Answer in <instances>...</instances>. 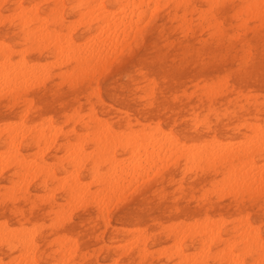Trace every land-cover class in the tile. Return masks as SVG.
Here are the masks:
<instances>
[{
    "label": "rangeland",
    "instance_id": "rangeland-1",
    "mask_svg": "<svg viewBox=\"0 0 264 264\" xmlns=\"http://www.w3.org/2000/svg\"><path fill=\"white\" fill-rule=\"evenodd\" d=\"M0 1H1L0 2L1 3L0 4V17H2V19H0V44L1 42H3L2 44L4 45V46H1L0 48L1 53H3V54H0V63L2 62L1 61L2 59H5V57L3 56H5L10 51V53H8L9 55L6 56V58L8 57L7 60L5 61L3 60L4 63L6 62L5 67H8V65L9 67H11L13 63L15 64V61L17 58L22 59V60H19L18 62L16 61L17 65H13L15 67L13 68L8 67L9 71L11 70L10 71L11 75L13 76L14 74L16 75L17 73L16 81H20L18 80V78H20L18 75H21L22 72L24 73L26 71V76H21L22 79L26 77V81H20L22 83L24 82L26 83L24 84V86H22V83L20 84L21 87H19L20 85H14L17 87H12L9 84H5L3 86L4 89L6 88L5 87L6 85L11 86L8 88L10 89L13 88V89L11 91H8L9 89L5 90V91H8L9 93L8 92L5 93V91L4 92L0 91V127H2L3 124L4 125L7 124L6 122H8L10 129H13V130L15 129L16 132H18L17 137L22 133H26V134H23L24 136L20 135L21 138L15 137L14 142H16L15 144L18 143L16 145L18 147L15 148V146L13 147L14 144L11 147L10 143H9L10 146L8 145V143H6L9 141L8 139H6L8 141L5 140L6 136L4 133L7 130H9V127L7 125H5L6 128L8 127L7 129L5 128V126L2 127L5 129V131L2 132V130H0V144H1L0 151H2V149H4V151L0 152V156H2L1 153H4L5 155H7V152L9 153L11 149H7L9 151H6V146L8 145L9 148H13V149L15 148V150L19 152V153L17 152L13 153L14 152L13 150V152L12 151L11 152L14 155L10 154L14 156V158H15V155L16 157H19L17 158L18 161L20 158H22V162H25L26 164L27 161L25 159H31L32 161L35 160L39 164L41 163V166L44 165L41 167L38 164L39 167H37V169H39V171H42V172H39V174L37 172L35 173V171H38L37 169L33 170L31 168V167L35 168L34 165L35 166L37 165L35 161L32 162L28 160L29 162L27 163H33L34 165L30 164L31 166L30 170L24 168V170L27 171V173L24 172L23 169H21L22 167L18 166V161L14 160V158L12 161H16L17 163L13 162V163H10L9 165L8 163L12 161L10 160L11 159L10 157H7L6 160L8 162H6L5 164H7L8 167H5L4 163H3L4 165L2 163H1L2 165H0V167L1 166L4 167V169L0 171V224H1L0 228L2 227V232H3L2 234L0 233V236L3 235L2 237H0L2 240V241L0 240V260L2 261L1 262L2 264L5 260L6 261L4 264H7L8 262H9L8 264H13V263L21 264V262H23L22 259L27 260L29 258L30 259L33 258L34 259L33 261L36 262V264L52 263L51 261L55 262V264H98V263L106 264V263L113 261V259L114 261L111 264L113 263L114 264H118V263L119 264H132V263L133 264H152V263L153 264H171V263L178 264L176 262L178 261L176 253H173L175 252L177 247L176 245L171 244V242H173L174 240L172 228L176 226L177 223L183 226V224L185 223H183L182 221L186 222V224H188V222H190L191 224L192 222H194V220L195 222H201L202 221L201 219H203L202 222H204L205 220L207 221V219L210 221L213 220V219H210L212 217L213 218L218 217L221 220L215 218V221L217 219L220 222H222V223L219 222L221 226L218 230L221 231L222 237L228 238L232 236L233 232L231 229L233 225L236 224L239 220V219L233 220V218H239L242 214H244L243 215L244 217L247 216L252 224H255V226L259 227V232L261 236L264 238V196L257 197V196L252 195L248 191L247 192L244 191L242 193H239L238 195H234L235 193L229 194L230 193L229 190H232L231 192L233 191L235 192V188L231 187L229 190H226L231 185H229L228 187H227L228 185L227 183H225L226 185H224V180L227 179V177L225 176L228 175L227 173L228 168L226 164H223L222 162L220 163L213 162L212 159L208 161L196 160L195 163L193 162L191 164L189 162L186 163L183 159L176 160L175 158L176 156L174 154H171L169 155L171 156L170 158H173L175 156L174 157L175 159L174 158L169 159L167 158V156H165L166 159L162 161L160 160V162L165 161L166 163L169 162V161L167 162V160H170L168 165H166V163L165 164L161 163L165 167L162 168L161 167L162 165H161L158 169H155V167L159 166V163H157L159 162V160L156 159L157 157H155L154 159L156 160L157 165L154 164L155 163L154 162L153 166H151V168L154 170H152L151 168L148 169V166L151 164L150 162L151 159L150 161L149 159H147L146 161L144 160L145 157H143V155L146 156V154L144 151H142V149L137 148V151L140 153V155L144 159L140 157V155H138L139 153L136 151L134 153H137V155L133 154L132 151L130 153V150H132V147H133V151H134V148H136L135 146H133L134 145L133 143L131 144L129 143V141L131 140L130 138L131 136L121 135V134H125L126 132H127L126 134L130 135L129 131H131V128H132V131L138 130L136 132H133V133H137L138 134V135L136 134L137 136H141L140 132H144V131L145 132L143 134L145 135V137L150 136L148 134H151V132L154 135V137L156 136L157 138H159V136H163L164 134L166 136V133H167L169 139L171 137V139H175L177 143L180 142L178 143V146L183 145V143L186 146L188 145V147L189 145L192 146L194 150H191V147H190L191 151H195L196 148L200 149L201 147H204L205 145L208 146V147L205 146L206 148H209V146H212L211 142L215 143L217 139L218 140L216 143H218L219 141L223 143L224 140H226L225 144H227V146L231 144H237V146L239 145L240 147L241 144L243 143V146L240 147V149L239 147L236 146L238 150H242V148L244 147V144L245 145L247 144L246 141H249L246 148L251 147V150L255 152L256 157H253V162L254 164L258 163V165H255V166H260L259 164L262 161H263L262 163H264V147H260L257 149L258 146L256 147L255 145L256 142L252 140L254 136L255 137L253 139L255 140L256 138L257 139L259 138L258 140H260V138L264 140V137H263L264 134H261L262 132H264V125H263L264 124V20H262V18H255L253 13H249V10L251 11L252 9L251 7H249L250 5H247V7H249L248 12L246 10L247 7H245V5H242L252 0H227L224 5H213V6L212 5L208 6L206 2H204L203 0H191L190 5H176V4L174 5V2L178 0H166V1L164 0L162 2L163 4L161 3L162 5L161 4L157 5L159 6V8L156 7L154 11L153 9H151L153 5H150L151 7L147 5V7L150 8L151 13H149L150 10L147 7H145V9L143 8V6H146V5H141V9L144 12H142V10L140 9L139 7L140 5L138 6L134 5L135 7H132L130 5L133 8L132 10H135V14H136L133 16V19L136 18L138 12H141L139 13L141 16H142V13H144L145 15V12L146 14H149V15H145L147 16V18H145V16H143V18H141L140 16H137L138 21L136 18L137 23H135L134 26L131 28L133 30L125 29L127 30L126 31L127 33L131 34V35L128 34L129 37L132 36L129 39V42L126 41V39L128 40V38H126L125 35H123V34L127 35L125 31L124 33L120 34V35H123L122 36L123 39L125 38L124 40L120 39V41L117 42L119 44H116L117 46H120L121 49H117V46L115 45V48L117 49L116 51L114 46L111 45L113 46L112 50L115 49L114 51H116V52H113L111 51V46H107L106 51H110V52H107V56L109 57L112 56L113 58L106 57V60L103 63H99V64L95 63L97 58H94L93 60L89 61L87 64H84L86 67L84 68L86 70L83 68V65L81 66L83 71L77 68L78 65L67 61V57L69 56L68 55L69 53H65V52H68V51H65V52L63 51L67 55H65L64 53H60V57L58 56L59 54L58 55L56 54L57 56L55 57V53H59V51H56L57 48L54 47L53 43L49 45L46 43L48 42L47 40L42 41L43 38H46V37H43L40 33H38V31L42 30L46 32L45 28H47L49 31L55 30L54 32L58 30L60 34H62L61 32H65V33L70 32L69 35L64 34L68 37L64 36L63 34H62L63 36L61 35L62 36L61 37L58 32L56 33H58L57 36L61 39V41L63 40L62 38L64 37H66V39L71 37L72 41L75 42L74 43L75 49H77L76 45H78V48H83L84 45L88 43L87 41L85 42V40H88V39H84V38H88V34H89V37L91 38L93 37L95 38L96 36H98L100 29L97 33L96 29L98 28L97 26H99L97 24H102L101 22L94 20V18L92 19L91 15H89L90 20L89 19L86 20L88 22L84 21V19H86L85 16H87L88 18V14L86 13L88 10H86L85 7H91L90 5L82 4L84 1L79 3V0H61L62 7H59V8L58 6L60 4L58 5V3L55 0H40V1L39 0H0ZM196 1L197 2L199 1V2L197 3ZM78 4L80 5L77 6ZM104 4H105V9L107 10L109 9L111 10V12L113 10H118L117 9L118 6L119 7L122 6V5H115L113 0H104ZM55 5H57V8L55 7ZM19 6L21 7L24 6L23 8L27 6L34 8V9L31 8V10L28 9L29 11L28 14H31L29 15L30 18H32L31 16L34 15V13L36 15L33 16V18L34 17L36 18V16H41L39 17L38 22L31 21V25L29 26V28L33 32V33L31 32V34L25 33V31H27V28L21 27L20 25L19 16L16 15V13L20 11ZM92 6L96 7L97 5H92ZM130 6H127V7L131 8ZM53 7L56 8L54 9V11H53ZM127 7L125 8V10L116 11V13L120 16L121 14L123 15L125 11L126 12L128 11L127 14H129L130 12L129 15H131L132 11H129ZM204 7L207 11H205ZM208 7L210 8L207 9ZM136 8L139 10H137ZM88 9L92 10L94 8H88ZM96 9L97 7L94 9L95 12L93 10L92 11H93V14L97 16V14L102 12V10L96 13L98 10ZM121 9H123V7ZM33 10L35 11L34 13L32 12ZM10 11H12L14 14L10 13ZM30 11L33 14L30 13ZM119 11H121V13H118ZM81 12H83L84 15ZM58 13H61V14L58 15ZM246 13L253 14V16L246 15ZM5 14L6 15L9 14L7 15L8 18L5 17ZM79 14H81L82 17ZM179 14H182V15H179ZM10 15L13 17H10ZM78 16H80V18L78 19V23H77L76 22L77 20L74 21V19L78 18ZM53 17H56V18H53ZM60 17H61V21L60 20L58 21ZM139 18H141L140 19L141 21H139ZM249 18L250 20H248ZM42 19L46 23L45 22L41 23L42 25L45 24L44 26L40 25V27L42 28L41 29L38 26L40 24L39 22H42ZM45 19L49 22H47ZM72 20H73V23H72ZM81 20H83V22L85 23H79ZM142 20L144 21L146 20V21L144 22ZM214 20L216 21V24ZM140 23L142 24L141 28L139 26L135 27L136 25H141ZM204 24L206 25L209 24V25L206 26ZM71 25H74V27H72ZM51 27H53L54 29H52ZM68 27L72 28L71 31H69L70 29H68ZM37 28H40V29H37ZM144 31H146L147 33H145ZM150 32H152L153 34H151ZM236 32H239V33L236 34ZM24 34L25 35L27 34V35L23 37ZM39 34L41 37L39 36ZM95 34H98V35L95 36ZM81 40L84 41V43ZM64 41L65 40H63L62 42ZM91 41L89 42L91 43ZM81 42L83 43V47H80ZM125 42H128V43L125 44ZM42 43H46L47 45L46 46L45 44L42 45ZM5 44L9 46H6ZM5 46L10 47L11 49L9 48L7 49L5 48ZM36 46L39 48H37ZM66 49L67 48L63 50H66ZM118 50H120L119 53H118ZM111 53H114V54L116 53V54L115 56H113L114 54L110 55ZM20 56L22 58H20ZM64 57H65V60H60V58L64 59ZM134 57L137 59H135ZM50 59H52L50 62L53 64L47 61ZM23 60H24V63L26 62L30 63L34 61L35 62L32 68L29 67L30 68L29 69L27 66H25L26 64L23 63ZM56 60H59L60 62L57 63ZM10 61L11 62L14 61V62L11 63ZM39 61H40V64L38 65ZM92 61L94 62V64ZM8 62L11 64H8ZM35 63L37 64L38 68H36L37 66H34L36 65ZM54 64L56 65L53 66ZM18 65H20L21 67H24V69H22L21 67L19 68ZM30 65L32 64H28V66ZM44 65L46 68H44ZM87 65H90V66H87ZM8 68H5V69H8ZM25 68L28 70H31L33 68L35 70L36 68V70H38V71L35 70L34 75H36L37 73L38 74L36 75L37 77L34 78L36 80L34 81L33 79L34 82L28 79V78H33V77L30 76V71H28L29 74L27 73V70H25ZM41 68H42V71L43 69L44 70L46 69V71H44L46 72L45 74H42L44 72L39 71L41 70ZM12 69H14L13 72H12ZM19 69L23 71L21 72ZM88 69H91V70H88ZM206 69L207 71H205ZM65 71H69L70 74ZM78 71H82L83 73L78 72ZM109 71L111 73H109ZM18 72H21V73L18 74ZM73 73L76 74L74 77H73ZM65 74L68 78L65 76ZM11 75L9 76L11 77ZM28 75L29 77H27ZM38 75H40L39 78H41L42 75H45V76H43L42 80H39V81H42L41 84L38 83L39 85L37 84L34 85L33 83H35L36 81L38 82ZM108 77H111V78H108ZM69 78L70 80H68ZM27 79L31 81L30 84L32 85L27 84L29 83ZM60 79L63 81H61ZM2 84L3 83H1V79H0V85ZM0 87H1L0 88L1 90L2 86ZM208 88L209 90L212 89L213 91L207 90ZM246 95L248 97H246ZM107 96L111 98L112 100L109 99ZM29 103L31 104L29 107H27ZM24 108H27V109L24 110ZM22 111H26V113ZM72 113L74 114L77 113L79 117L81 116L82 117L79 119H76L74 117L73 119L74 114ZM80 114L82 115L80 116ZM21 115H23V117ZM89 115H92V117L94 115L95 116L97 115V117L101 121H104L105 119V121L109 125H106L107 124L106 122H105L106 124L104 125V122H103L102 125L104 126L102 127L108 126L104 130L108 129L111 126L110 128L112 129L109 128L110 131L114 130L115 132V131H118L119 129L124 131V132H121L119 130L118 132L119 133L121 132V134L117 135L115 133L117 136L113 134L116 136L115 138L120 136L118 137L120 138V140H114L119 145L115 146V142H113L114 148L111 147L108 150V145H106V143L102 144V142H107V139H105V141H101L102 140L101 139L100 141L97 142V140H95L96 139L95 136L99 138L100 137L99 135L102 134L101 131L103 130V128H100L99 130H97L96 128L97 130L96 131L91 121L89 123H90V126H93V127L90 128L89 132L88 130L85 132L86 129L83 126V123H84L83 121ZM48 116L51 118H49ZM195 116L196 118L194 120ZM63 119H66L65 122ZM15 120H17V122L18 120L21 122L17 123ZM46 120H49V123L48 121L47 123L50 125L55 124L56 126H61V127H58L61 130L59 129L60 131L56 133L55 131L49 130L50 129L49 127H51L52 125L50 126L46 124L45 123ZM14 121L16 125L17 124L19 125V123L21 124L25 123V125L23 124L24 129H22L21 124L20 126H18V127H21V129L16 128L17 127L16 125L12 127V125H14ZM241 122H243V125L241 124ZM256 122H258V125L260 126L258 129H256L258 126L256 127L253 125ZM32 123H35V124H32ZM29 124H32V125H29ZM249 124L250 126L251 125L252 126L251 127L246 126ZM26 125H27V129H25ZM39 125H41V127H37ZM43 125L47 127L49 126V127L48 128L43 127ZM55 125L53 126L55 127L56 131H58L57 130L58 128H56ZM153 125H154V128H153ZM176 125H179V126H176ZM30 126H36L38 129L41 128L44 130V133L47 130H49V132L52 131V134L45 133L41 137L37 131V128L33 129V127H30ZM155 126L156 127L158 126L157 129ZM180 126L181 128H179ZM52 127L51 129H53ZM246 127H248L249 129ZM252 127H256L254 128L255 130ZM19 129L21 133H19L20 132ZM92 130L94 132L96 131L99 133L95 132L96 135H94L92 134L93 132ZM165 130H168V131H165ZM36 131L37 133L35 134ZM80 131L81 133H88V134H84L83 136L84 138L82 139L81 137L82 134L79 133ZM162 131H165V133ZM76 132L78 134L77 136H75ZM254 132H257L260 135ZM53 133L55 134V136L52 137L54 139L49 140L51 138V135H54ZM107 133L104 132V137L106 138L108 137ZM145 133H148V134L146 135ZM250 133L251 134L254 133V134L251 135ZM46 134H49L48 136H50V138H47L48 136ZM37 135H38V138L36 137ZM113 135H111L112 138H113ZM134 136L135 135H132V137ZM143 136H141V138H143ZM44 137H46L45 140H44ZM93 137L94 139H91ZM102 137L103 136H101L100 138ZM248 137H250V139ZM124 138H125V142L123 141ZM134 138H132L133 142L135 141ZM16 139H18V142ZM78 139H80L79 141H81L82 143H80ZM127 139L129 140L128 142H127ZM46 140L47 141L49 140L48 141L49 143L46 142ZM94 140L96 141V143ZM132 140L130 142H132ZM258 140H256L258 144L263 145V141L259 142ZM63 141L65 142L69 141V143L68 142L65 143ZM119 141L121 143H119ZM203 141L206 144L202 146ZM50 142H52L51 146H50L51 144ZM71 142L72 143L78 142L76 144H80L81 147L83 148H81L80 145H76V144H73L74 145L73 147L71 146L72 144H70ZM191 142L195 143L194 146H196L198 143L201 144V146L197 145L198 147L197 146L194 147L192 145L194 143L191 144ZM208 142L211 145L207 144ZM250 142H254L255 144H253V146H250L252 145L250 144ZM43 143L44 144L47 143V145H44ZM108 143L112 146L111 144L112 142H108ZM126 143H128V145H126ZM95 144L99 145L100 151L103 148H104L103 150H106V151L105 152L102 151L100 153L99 151L97 152L98 147L96 148ZM101 144L102 146L104 145L103 148L100 146ZM40 146H42V148H40ZM44 146H47L46 149H44L45 148ZM68 146L72 147V149H75L76 146L80 147V149L76 148L78 149L77 151L75 149V153H77L80 157H83L81 158L82 162H79L80 164L78 163L79 165H76L77 162H74V161H77L75 158L77 159H80V158L78 157V155H76L75 157L74 151H72L71 148ZM231 146L229 147L231 148L235 147L234 145H231ZM106 147L107 149H105ZM236 147L234 149H236ZM92 148L95 149L94 152L92 151L93 150ZM41 149H44V150H42L41 152ZM67 149H69L73 153L74 156H71L70 154L72 153H69L70 151ZM89 149H91L90 151H92V153L87 151ZM33 150H36L39 153ZM84 150L87 151V153L84 152ZM66 151L68 153V156L70 155L69 157H71L72 159L74 158L73 159L74 161L71 158L70 159L67 158ZM78 151H81V152H78ZM170 151L173 152V149H170ZM61 153L64 157L63 156L60 157L58 155V154L61 155ZM79 153H82L85 156H81V154ZM4 154H3V157L5 156ZM33 154L34 155L36 154V155L33 157ZM103 154L107 158H109L108 155L111 154L110 155L112 156L111 158L115 160L118 159L119 157L121 158V160H123L124 156H126L125 157L126 161L125 160L123 161L124 163L127 162V159H129L130 162H132L133 161L132 157H134L135 155V157L136 156L139 157V158L137 157L136 158L137 160H140L139 162L144 167L137 166L136 164H138L139 162L138 161L136 162V159H134L133 163L134 162L135 163L133 165H135L136 167H139V169H136L135 166H132V163L127 162V164H124V165H127V167H129V165L131 164L130 168L133 167L134 169L129 168L130 169L129 173H131V171L134 170L135 171L134 175H136L139 171H141L142 168L148 169V172H146L147 175H144V172L142 174L141 173L137 174L136 178L140 176L138 179L139 180L141 179V180L137 181L138 179L137 180L135 179L136 181L133 180L134 182L132 181L130 183L128 182L129 177H127L128 175L129 176L131 175L129 173L128 174L124 173V175L126 176L125 177L123 174L118 175V173L115 174L113 172H110V176H112L110 177L108 174L109 172H107V171H110L108 170V167L110 166L111 168V165L113 166V164H116L115 163L116 161L111 160L112 164L108 165V163H110L111 158L107 159L105 158V156L103 158L102 157ZM127 154L128 155L130 154L129 157L131 158L127 157L128 156ZM172 155L174 156L172 157ZM86 156H88V158H86ZM100 156L102 157L103 160H105V162L102 163L101 158H99ZM59 158L61 161L59 160ZM159 158L162 159L163 157L159 156ZM4 159L5 158H3L2 160ZM142 160H144V162L147 164L144 165V163L141 162ZM244 160H247V159H242V161L240 160V162L238 161L236 164L240 165L243 162L242 165H244ZM72 161L75 164H73ZM98 162H101V163H98ZM117 162L123 164V162H120V161H117ZM45 165H47V167ZM73 165H76V167L79 168V170L74 168ZM145 166H147V168ZM189 166L192 169L189 170L190 169L189 168L188 171H186V169ZM261 166H264V165L262 164ZM40 167H41V170H40ZM44 167H46L47 168L46 171L50 173L47 175V177L46 175H44L47 172L46 173L43 172V169H46ZM72 169L77 170L76 174H72L74 173V170ZM28 170L30 172L33 170L32 171L33 173L29 174V175L34 174L32 175L33 177L30 176L31 177L30 178L27 175L29 173ZM68 170H70L71 173ZM93 170L98 171L99 174ZM137 170L138 172H136ZM149 170L153 172V175H151L152 172ZM177 170L179 171L177 172ZM102 171L106 172L108 175ZM134 171H132V173H134ZM143 171L145 170L143 169ZM21 172L22 174L25 173L27 175V177L25 176L26 178L25 180L24 178H21L22 180H24V182L23 181L18 182L19 180H21V179H18V177L20 175L21 176L25 175V174L22 175ZM91 172L94 173V175L98 174L100 176V177L95 176L97 179L103 178L106 176L105 180L108 177H110L111 180H114L116 176H120V178L117 177V180L121 179L120 181L119 180L117 181L118 184L114 183L116 182V180L111 182V180L109 179L110 181H108L109 186L111 184H116L120 186H117V188L112 187V186L108 187V185H104V182L106 181L103 179H98L99 182H97L93 178L94 176H91L93 175ZM14 173L16 175H12ZM69 173L71 174V176L69 177L64 176L65 174L70 175ZM101 173L105 175L104 176L100 175ZM59 175H61L62 177L64 176L65 178L64 181L66 182H70L71 180H73L72 183H74V180H76V178H72V177H77V180L79 184L81 185L80 189H82V186L83 184H85L84 182H86V180L89 181L91 180L90 178H93L90 182L86 183L88 184V188H84L85 191L83 194H81L83 196L77 200V202L80 201L78 205H76L77 202H75V200L77 199V197H75L76 194L73 195V199L75 200H73L72 197L70 198V195L72 193H70L71 191L69 187L65 186V185H71L72 183L66 184V183H62L61 181H58L61 183H58V184L56 183L57 178H54V177L56 176L59 177ZM141 175L142 176L144 175L146 177L143 176V179H142ZM61 176L59 177L60 179L58 180L63 179ZM132 176H130L131 179H134L132 178ZM122 177H125V180H123ZM28 178H30L31 180H29ZM14 180H16L15 181L16 184L12 182ZM100 180L103 182H100ZM25 181H27L26 184H25ZM121 181L125 187L124 189L120 188L123 186L122 184H120ZM17 182L23 183V185L22 186L20 185V186L21 187L24 186L25 189L21 188ZM127 182L129 185L125 184ZM160 183L162 185H160ZM9 184L13 185L12 186L13 188H11V186H8ZM17 184H18V187L21 189L15 186ZM61 184L62 186L60 187ZM54 185H58V187ZM103 185L106 189H109L112 187L111 188L112 191L115 190V188H116V191H118L117 189H122V190L118 191V194L115 193L116 191L113 192L114 194L112 193V191H109V190H108L109 193L108 191L104 192L105 188L103 187ZM25 186H27V188ZM86 186L87 185L83 187H86ZM54 188L56 189L54 192H52ZM126 188H128V191L130 190V192L125 194V191L127 192V190H125ZM16 189H19V190L17 191ZM92 190L93 191L95 190V191L92 192ZM98 190H101V191H98ZM80 191H77L79 193L77 192L76 193L80 194ZM224 191L225 193L227 192L229 195H226L227 193L225 194ZM51 192L53 193L52 195H51ZM99 192L102 194H100ZM221 192H223L224 194H221ZM35 193L45 194V195L47 193V195L49 196L47 195L38 196L37 195L36 197ZM92 193L94 195V197L92 198L93 200L89 198L93 196ZM8 194H11V195L7 196ZM106 194L108 195V199H107ZM119 194H124V195H122V198H121ZM98 195H100V197ZM114 195H115V198L117 199H114ZM4 197H8V198H4ZM14 197L16 198V201L15 200L13 201ZM40 197L43 199H41ZM78 197H80V195ZM87 197H88V201H86L85 203L84 201L87 199ZM97 197L101 199H107V201H105V203L108 202L107 205L104 202H101V199L99 200ZM66 198H69V199H66ZM82 198L84 201H81ZM71 200L74 201L75 205L70 204ZM95 200H97L96 202L99 201L101 203L102 209H105L106 212L102 211L100 204H98L99 205L98 206L97 203H95ZM65 201L69 202L68 206H67L68 203L63 204V202ZM112 202L114 203L112 204ZM69 206L71 207L72 210L70 208H67ZM124 206H128V207H124ZM119 207H121L122 210L120 211L117 210V209H120ZM63 209H67L68 212L71 211L69 213L70 216L66 214L68 212H66V210L64 211ZM58 210L60 211L57 212ZM61 214L64 215L65 217L62 216ZM61 216L62 218H60ZM235 216H238V217H235ZM54 217L56 218V220L54 219ZM225 219L226 220L228 219V220L225 221ZM50 221L52 222L49 223ZM171 221L174 226L170 223ZM223 221H225V223ZM54 222H56L57 225ZM3 223H5L6 225ZM22 225L24 227H21V230L19 228H17V231L15 230L16 227H19ZM167 225L168 226L172 225L173 227L172 226L168 227ZM32 226H33V229L35 230L30 229L32 228ZM5 228H8V230L12 228L11 232L13 230V233L14 231L16 233L13 234L10 231H8L9 233L7 232L4 233ZM25 228H27V230ZM36 229L37 230L39 229V230L36 231ZM138 229H141L139 230L140 233L137 232ZM25 231L29 233L31 232L35 235L31 237L32 234L30 233V235L29 234H28L29 236L26 235V238H25L24 234H27ZM145 233L147 236L145 235ZM9 234H12V235H9ZM132 234L134 235L136 234L135 236L137 238L134 237V239L137 241H134V239L132 238L133 236ZM141 234H143L144 237H142ZM6 235H8L9 237ZM22 235H24V237ZM4 236H6V239L8 238L9 239L6 240ZM11 236H13L14 238L13 237L10 238ZM15 236L20 237V238H17ZM21 237H23L24 239L22 238V240L18 242V240L21 239ZM28 237H29L28 242H30L31 240L30 238H32L31 243L33 245L31 243L22 242V241L27 242L26 240L28 239ZM55 237L58 239H55ZM64 237H69V238H66V240L63 239V241L61 240L62 242H60V238H64ZM70 238H73L74 242L71 241L72 239ZM145 238L146 240H144ZM50 239L51 241H49ZM130 240H131V243H130ZM126 241H128V243H126ZM133 241L135 243H133ZM141 241L143 242L141 243ZM68 242H70L71 245L73 244L74 245L69 246L68 244L70 243ZM195 242H198L196 238H187L184 241V243H182V247L184 248L185 253L193 252V248L197 246L198 244ZM12 244H15V246H13ZM30 244L31 246L29 247ZM114 244L117 246H115ZM173 244H175V241ZM35 246L37 247L35 248ZM74 246L75 248H73ZM129 246H131V248ZM220 246L221 245L218 244L217 247H220ZM27 247L30 251L27 250ZM65 247L69 249L64 250L63 248ZM160 247L163 248L164 251L162 249H159ZM173 247L174 248L176 247L175 250L173 249ZM217 247H214L213 249L215 250ZM125 249H127V251H125ZM141 249L145 250L144 251L145 253L142 252ZM23 250L27 252V253L25 252L26 254L24 255H23ZM31 250H33V254ZM59 251L62 253L58 255ZM67 251L71 252L70 256H69L70 253H68ZM147 251L149 252L147 253ZM20 252H21V256L20 257L18 256V257L22 258L23 256L25 258L20 259L21 262H17L18 257L16 256L19 255ZM63 252H66L67 255L64 254ZM141 252L142 254L146 256L143 257V255H140L141 256L140 257L139 253ZM28 254L29 255L31 254L32 256L28 257L27 256ZM113 257H116V258H113ZM164 257L166 260L163 259ZM12 258L16 260L15 261L16 263L14 262V260H11ZM62 258L63 260H65L64 261L65 263H61L63 261ZM7 259H10L12 262L10 260L8 261ZM154 259L156 260L154 261ZM247 261L251 262L250 258H248ZM147 262H150V263H147ZM209 264H219V263L217 262V260L210 258Z\"/></svg>",
    "mask_w": 264,
    "mask_h": 264
},
{
    "label": "bare ground",
    "instance_id": "bare-ground-1",
    "mask_svg": "<svg viewBox=\"0 0 264 264\" xmlns=\"http://www.w3.org/2000/svg\"><path fill=\"white\" fill-rule=\"evenodd\" d=\"M40 1V0H39ZM57 3H58V8L59 7H62V5H61V0H55ZM54 1V2H55ZM82 1H84L82 4H84V5H90L91 7H85L86 8V10H88L86 13L88 14V18H87V16H85L86 17V19H84V21L85 22H88V21H86L87 19H89L90 20V18H89V15H91V18L93 19L94 18V20H97L98 22H101L102 24H97V25H99V26H97L98 28V30L96 29V31H97V33H98V31H99V29H100V31H99V35L98 34H95V36L96 35H98V36H96L95 38L93 37V38H91V37H89V34H88V38H84V39H88V40H85V42L87 41L88 43H86L85 45H84V47H83V43H84V41H82L81 43H80V47H83V48H78V45H76L77 47V49H75V47H74V41H72V39H71V37H69V38H67L66 39V37H68V36H66V35H64V34H68L69 35V33H65V32H61L64 36H66V37H64V38H62L63 40H65L64 42H62L61 41V39L57 36L58 35V33L60 34V32H58V30L56 31V32H58V33H56V32H54L55 30H53V31H49L47 28H45L46 29V32H44V31H42V30H39L38 31V33H40L43 37H46V38H48V39H46V38H43V40L42 41H50L49 43L48 42H46L47 44H51V43H53V45H54V47H56L57 49H56V51H59V53H55V57L58 55L59 57H60V53H64L65 51H68V52H65V53H69L68 55V57H67V61H69V62H71V63H74V64H76V65H78L77 66V68H79V70H82V68H81V66L83 65V68L85 67V65L84 64H87L89 61H91V60H93L94 58H97V60H96V62L95 63H103L105 60H106V57H109V56H107V52H110V51H106V49H107V46H111V45H113L114 46V48H115V45L116 44H119V43H117V42H119L120 41V39H122V40H124L123 39V35H125V37L126 38H128V40L126 39V41H128L129 42V39L132 37H129V35L128 34H130V33H127L126 31L128 30V29H130V30H133V29H131L133 26H134V24L135 23H137L136 22V18H137V21H138V17L137 16H140L141 18H143V16H145V15H149V14H146V12H145V15H144V13H142V16L139 14V13H141V12H138V14H137V16H136V18H134L133 19V16L134 15H136L135 14V10H132L133 8L132 7H135V6H138V5H140L139 7H140V9H141V5H146V6H143V8L145 9V7H147V5H153L152 7H154V8H152L151 6V9H153V11L155 10V8L156 7H158L159 8V6H157V5H159V4H161L164 0H113L114 1V3H115V5H122L121 7H117V9L118 10H125V8L127 7V6H130L131 8H128V10L129 11H132L131 12V15H129L130 14V12H129V14H127V12L125 11H123L124 12V14L122 15H118L117 13H116V11H118V10H113L112 12H111V10H107V9H105V4H104V0H79V3H81ZM166 1V0H165ZM204 2H206V4L209 6V5H224L225 4V2L227 1V0H203ZM1 2V1H0ZM38 2V1H37ZM197 2V1H196ZM199 2V1H198ZM197 2V3H198ZM34 3V2H33ZM113 3V2H112ZM1 4V3H0ZM19 4V3H18ZM163 4V3H162ZM161 4V5H162ZM190 5L191 4V0H178V1H176V2H174V5ZM20 5V4H19ZM80 4H78L77 6H79ZM92 5H97L96 7H97V12L96 13H98L99 11H101L102 10V12H100V13H98L97 14V16L95 15V14H93V11H94V9L96 8V7H94V6H92ZM135 5V6H134ZM165 5V4H164ZM242 5H245V7H247V5H250L249 7H251L250 9H251V11L249 10V13H253L254 14V17L255 18H262V20H264V0H252V1H249V2H247V3H245V4H242ZM18 6V5H17ZM35 6H37V5H35ZM211 6V7H212ZM24 7V6H23ZM23 7H21V6H19V12H17L16 13V15L17 16H19V22H20V25H21V27H24V28H27V31H25V33H28V34H31V29L29 28V26L31 25V21L32 22H34V21H37L38 22V19H39V17H41V16H36V18L34 17L33 18V16H35L36 14L34 13L35 11L33 10L32 12L34 13V15H32L31 17L32 18H30V16L29 15H31V14H28V9H30L31 10V8L32 7H25V8H23ZM49 7V6H48ZM51 7V6H50ZM55 7L57 8V5H55ZM55 7H53V11H54V9H56ZM75 7V6H74ZM123 7V9H121ZM244 7V8H245ZM249 7H247V12H248V8ZM84 8V7H83ZM88 8H94V9H88ZM148 8V7H147ZM210 7H208L207 9H209ZM244 8H243V10H244ZM17 9V8H16ZM32 9H34V8H32ZM62 9V8H61ZM104 9V10H103ZM116 9V8H115ZM131 9V10H130ZM137 9V8H136ZM149 10H150V8H148ZM204 9H205V7H204ZM137 10H139V9H137ZM142 10V9H141ZM148 10V11H149ZM56 11V10H55ZM62 11V10H61ZM79 11V10H78ZM84 11V10H83ZM92 11V12H91ZM121 11H119L118 13H121ZM205 11H207L206 9H205ZM14 12H15V10H14ZM31 11H30V13H32ZM49 12V11H48ZM51 12V11H50ZM57 12V11H56ZM59 12V11H58ZM95 12V11H94ZM122 12V13H123ZM142 12H144L143 10H142ZM244 12H245V10H244ZM10 13H12V14H14L12 11H10ZM9 13V14H10ZM32 13V14H33ZM81 13H83V12H81ZM92 13V14H91ZM127 15H126V14ZM137 13V12H136ZM149 13H151V10H150V12ZM175 13H177V12H175ZM204 13V12H203ZM9 14H7V15H9ZM19 14V15H18ZM53 14H54V12H53ZM61 13H58V15H60ZM200 14H201V12H200ZM253 14H248V13H246V15H251V16H253ZM7 15L5 14V17H7ZM38 15V14H37ZM81 17H82V15L81 14H79ZM83 15H84V13H83ZM125 15V16H124ZM179 15H182V14H179ZM4 16V15H3ZM53 16V15H52ZM54 16H55V14H54ZM72 16V15H71ZM80 16H78V18H76V19H74V21L75 20H77L76 22L78 23V19L80 18ZM94 16H96V17H94ZM251 16H249V17H251ZM10 17H13V16H11L10 15ZM58 17V16H57ZM202 17V16H201ZM210 17V16H209ZM246 17H248V16H246ZM8 18V17H7ZM15 18V17H14ZM43 18H44V16H43ZM45 18H47V17H45ZM52 18V17H51ZM53 18H56V17H53ZM141 18H139V21H141L140 19ZM145 18H147V16H145ZM213 18V17H212ZM237 18V17H236ZM0 19H2V17H0ZM41 19V18H40ZM187 19V18H186ZM46 20V19H45ZM51 20V19H50ZM61 21V17H60V19H58V21ZM184 20V19H183ZM190 20V19H189ZM242 20V19H241ZM248 20H250V18L248 19ZM1 21H3V20H1ZM47 21V20H46ZM55 21V20H54ZM57 21V22H58ZM142 21H144V20H142ZM146 21V20H145ZM144 21V22H145ZM215 21V20H214ZM217 21H219V20H217ZM43 22H45L43 19H42V22H39L40 24H39V26L38 27H40V25L41 26H44V25H42L41 23H43ZM47 22H49V21H47ZM75 22V23H76ZM85 22H83V20H81L79 23H85ZM90 22V21H89ZM241 22H243V21H241ZM259 22V21H258ZM46 23V22H45ZM61 23V22H60ZM72 23H73V20H72ZM71 23V24H72ZM74 23V24H75ZM76 23V24H77ZM141 23H143V22H141ZM140 23V24H141ZM239 23V22H238ZM69 24V23H68ZM75 24V25H76ZM215 24H216V21H215ZM220 24V23H219ZM257 24V23H256ZM260 24V23H259ZM38 25V24H37ZM67 25V24H66ZM70 25V24H69ZM144 25V24H143ZM204 25H206V24H204ZM209 25V24H208ZM208 25H206V26H208ZM65 26V25H64ZM72 27H74V25H71ZM137 26H139L140 28L142 27V24L141 25H136L135 27H137ZM216 26V25H215ZM33 27V26H32ZM59 27V26H58ZM70 27V26H69ZM68 27V29H70L69 31H71V29L72 28H69ZM96 27V26H95ZM138 27V28H139ZM35 28V27H34ZM41 28V27H40ZM40 28H37V29H40ZM52 29H54L53 27H51ZM185 28H186V26H185ZM42 29V28H41ZM125 29H127V30H125ZM26 30V29H25ZM44 30V29H43ZM147 30V29H146ZM186 30V29H185ZM192 30V29H191ZM216 30V29H215ZM43 32V33H41V32ZM124 31H125V33H127V35L126 34H123V35H120L121 33H124ZM237 31V30H236ZM35 32H37V31H35ZM129 32V31H128ZM145 33H147L146 31H144ZM153 32V31H152ZM152 32H150L151 34H153ZM155 32V31H154ZM211 32V31H210ZM242 32H243V30H242ZM33 33V32H32ZM37 33V34H38ZM78 33H79V31H78ZM94 33V32H93ZM93 33H91V34H93ZM150 33H148V34H150ZM218 33H219V31H218ZM237 33H239V32H236V34ZM40 34H39V36H40ZM62 34H60V36L62 35ZM133 34V33H132ZM27 35V34H26ZM25 34L23 35V37L24 36H26ZM33 35V34H32ZM62 35V36H63ZM79 35V34H78ZM131 35V34H130ZM217 35V34H216ZM38 36V37H39ZM56 36V37H55ZM61 36V37H62ZM74 36H75V34H74ZM122 38H121V37ZM128 36V37H127ZM237 36V35H236ZM41 37V36H40ZM37 38V37H36ZM42 39V38H41ZM40 39V40H41ZM83 39V40H84ZM95 39V40H94ZM26 40V39H25ZM39 40V41H40ZM92 40V41H91ZM89 41H91V43L89 42ZM23 42V41H22ZM32 42V41H31ZM78 42V41H77ZM128 42H125V44L126 43H128ZM3 42H1V44H2ZM37 43V42H36ZM39 43H41V42H39ZM38 43V44H39ZM46 43H42V45H44L45 44V46L47 45ZM120 43H122V42H120ZM123 43H124V41H123ZM0 44V48H1V46H4L3 44L1 45ZM124 44V45H125ZM6 45V44H5ZM41 45V44H40ZM82 45V46H81ZM121 45V44H120ZM6 46H9V45H6ZM5 46V48H9V49H11L10 47H6ZM27 46V45H26ZM38 46V45H37ZM36 46V47H37ZM113 46H111V51H113V52H116L117 51V49H121V47L120 46H117V49H116V51H114V50H112V47ZM122 46H123V44H122ZM48 47V46H47ZM25 48V47H24ZM37 48H39V47H37ZM43 48H44V46H43ZM65 48H67L66 50H63V49H65ZM143 48V47H142ZM14 49V48H13ZM17 49V48H16ZM20 49V48H19ZM22 49V48H21ZM55 49V48H54ZM18 50V49H17ZM23 50V49H22ZM108 50H110V49H108ZM140 50V49H139ZM64 51V52H63ZM119 51L120 50H118V53H119ZM141 52V51H140ZM262 52V51H261ZM8 53H10V51L8 52ZM4 54L5 56H3V57H5V59H2L1 61L3 62H1L0 64V79H1V83H3L2 85H0V86H2V89H4L3 88V86L5 85V84H9V85H11L12 87H17V86H14V85H20L22 82H20V81H26V77H24V79H22V77L21 76H26V71L23 73L20 69V71L22 72V74L21 75H18L20 78H18V80H20V81H16L17 80V73H16V75L14 74V73H12V74H14L13 76L11 75V70L9 71V68H13V67H15V66H13V65H17V63H16V61L18 62L19 60H22V59H16V61H15V64L13 63V62H11V63H13V65L11 66V67H9V65H8V67H5V64H6V62L4 63V61L5 60H7V58H6V56L7 55H9V54ZM64 53V54H65ZM126 53V52H125ZM0 54H3V53H1V51H0ZM57 54V55H56ZM114 53H111L110 55H113ZM116 54V53H115ZM115 54L113 55V56H115ZM136 54H138V53H136ZM23 55V54H22ZM63 55V54H62ZM65 55H67V54H65ZM109 55V54H108ZM66 57V56H65ZM65 57H64V59H62V58H60V60H65ZM112 57V56H111ZM111 57H109V58H111ZM20 58H22L21 56H20ZM113 58V57H112ZM135 58V57H134ZM59 59V58H58ZM135 59H137V58H135ZM4 60V61H3ZM52 59H50V60H47V61H49V63H51L50 61H51ZM54 60V59H53ZM111 60V59H110ZM131 60V59H130ZM159 60V59H158ZM55 61V60H54ZM67 61H65V62H67ZM109 61V60H108ZM26 62V61H25ZM35 62V61H34ZM34 62H30V63H24V60H23V63L24 64H26L25 66H27L28 68L30 67V68H32V66H33V64H34ZM56 62L58 63V62H60L59 60H56ZM62 62V61H61ZM64 62V61H63ZM93 62V61H92ZM11 63H9L8 62V64H11ZM20 63H22V62H20ZM158 63V62H157ZM2 64H4V65H2ZM28 64H32V65H30V66H28ZM36 64V63H35ZM40 64V61L38 62V65ZM42 64H43V62H42ZM41 64V65H42ZM45 64V63H44ZM48 64V63H47ZM46 64V65H47ZM51 64H53V63H51ZM50 64V65H51ZM90 64H92V63H90ZM93 64H94V62H93ZM105 64V63H104ZM103 64V65H104ZM128 64V63H127ZM236 64V63H235ZM49 65V64H48ZM56 64H54L53 66H55ZM59 65V64H58ZM60 65H61V63H60ZM75 65V66H76ZM19 66V68L21 67L20 65H18ZM22 66H24V65H22ZM34 66H37V64L36 65H34ZM87 66H90V65H87ZM100 66H101V64H100ZM125 66V65H124ZM26 67V68H27ZM41 67H43V66H41ZM115 67V66H114ZM5 68H8V69H5ZM22 69H24V67H21ZM25 68V70H27V73H28V71H30V76L31 77H33V78H28V79H30L31 81H33V79L35 78V77H37L36 75L38 74H36V75H34L35 74V70H36V68H38V66L35 68V70H34V68L33 69H31V70H28V69H26ZM29 68V69H30ZM44 68H46L45 67V65H44ZM86 68V67H85ZM84 68V69H85ZM89 68V67H88ZM93 68H94V66H93ZM100 68H102V67H100ZM124 68V67H123ZM122 68V69H123ZM16 70V69H15ZM86 70V69H85ZM88 70H91V69H88ZM14 71V69H12V72ZM36 71H38V70H36ZM39 71H41V72H44V71H46V69L44 70L43 69V71H42V68H41V70H39ZM69 71H70V69H69ZM69 71H65V72H68L69 73ZM83 71V70H82ZM82 71H78V72H81V73H83ZM93 71H95V70H93ZM110 71H111V69H110ZM109 71V73H111ZM113 71V70H112ZM205 71H207V69L205 70ZM21 72H18V74H20ZM60 72V71H59ZM88 72H90V71H88ZM87 72V73H88ZM92 72V71H91ZM46 72H44V73H42V74H45ZM94 73V72H93ZM108 73V72H107ZM106 73V74H107ZM114 73H116V72H114ZM23 74H25V75H23ZM29 74V73H28ZM48 74V73H47ZM62 74H64V73H62ZM70 74V73H69ZM68 74V75H69ZM105 74V75H106ZM9 75H11V77L9 76ZM34 75V76H33ZM76 74H74L73 73V77L75 76ZM109 75H111V74H109ZM115 75V74H114ZM39 76L40 75H38V82L36 81L35 83H33L34 85H39V84H41V82L42 81H39V80H42V78H43V76H45V75H42V77L41 78H39ZM65 76H66V74H65ZM27 77H29V75L27 76ZM67 77V76H66ZM68 78V77H67ZM108 78H111V77H108ZM107 78V79H108ZM10 79V80H9ZM27 79V81H29V83H27L28 85H32V84H30V80H28ZM72 79H74V78H72ZM102 79V78H101ZM123 79V78H122ZM151 79V78H150ZM150 79H148V80H150ZM226 79V78H225ZM36 79H34V81H35ZM61 80V79H60ZM68 80H70V78L68 79ZM81 80V79H80ZM33 81V82H34ZM61 81H63V80H61ZM66 81V80H65ZM187 81H189V80H187ZM223 81V80H222ZM5 82H7V83H5ZM20 82V83H19ZM208 82V81H207ZM218 82V81H217ZM17 83V84H16ZM39 83V84H38ZM57 83V82H56ZM204 83V82H203ZM224 83V82H223ZM24 84H26L25 82L24 83H22V86H24ZM9 85H6L5 87V89L4 90H0L1 92H4L5 90H7V89H9L8 91H11L12 89H10V88H8V87H11V86H9ZM27 85V86H28ZM210 85V84H209ZM201 86H202V84H201ZM212 86V85H211ZM19 87H21V85L19 86ZM29 87V86H28ZM104 87V86H103ZM152 87V86H151ZM1 88V87H0ZM24 88V87H23ZM23 88H21V89H23ZM213 88V87H212ZM16 89V88H15ZM19 89V88H18ZM214 89V88H213ZM28 90V89H27ZM152 90V89H151ZM207 90H209V88L207 89ZM212 90V89H211ZM211 90H209V91H211ZM216 90V89H215ZM8 91H5V93H7ZM92 91H93V89H92ZM127 91V90H126ZM150 91V90H149ZM213 91V90H212ZM5 93H4V95H5ZM9 93V92H8ZM95 93H97V92H95ZM103 93H105V92H103ZM258 93V92H257ZM17 94H19V93H17ZM92 94V93H91ZM90 94V95H91ZM207 94V93H206ZM248 94H250V93H248ZM14 95V94H13ZM146 95V94H145ZM152 95V94H151ZM211 95V94H210ZM244 95V94H243ZM242 95V96H243ZM254 95H256V94H254ZM253 95V96H254ZM3 96V95H2ZM106 96V95H105ZM142 96V95H141ZM108 97V96H107ZM246 97H248L247 95H246ZM83 98V97H82ZM109 98V97H108ZM22 99H24V98H22ZM101 99V98H100ZM109 99H111V98H109ZM30 100V99H29ZM112 100V99H111ZM246 100V99H245ZM24 101V100H23ZM116 102H118V101H116ZM134 102V101H133ZM150 102V101H149ZM13 103V102H12ZM28 104V103H27ZM30 104L31 103H29V105H27V107H29L30 106ZM116 104H118V103H116ZM131 104H132V102H131ZM8 106V105H7ZM122 106V105H121ZM4 107V106H3ZM24 107H26V106H24ZM125 107H127V106H125ZM89 108V107H88ZM27 108H24V110H26ZM256 109V108H255ZM94 111V110H93ZM99 111V110H98ZM226 111H227V109H226ZM22 112H25L26 113V111H22ZM196 113V112H195ZM206 113H208V112H206ZM216 113V112H215ZM4 114V113H3ZM2 114V115H3ZM23 114V113H22ZM72 114H74V113H72ZM88 114V113H87ZM103 114V113H102ZM6 115V114H5ZM9 115V114H8ZM82 114H80V116H81ZM84 115H85V113H84ZM195 115V114H194ZM14 116V115H13ZM22 117H23V115H21ZM64 116V115H63ZM180 116V115H179ZM249 116V115H248ZM43 117V116H42ZM49 117V116H48ZM48 117H47V119H48ZM74 117L76 118V119H79V118H81V117H79L78 116V114L76 113V114H74V116H73V119H74ZM94 117H96V118H94ZM143 117V116H142ZM205 117V116H204ZM44 118V117H43ZM46 118V117H45ZM49 118H51V117H49ZM195 118H196V116L194 117V120H195ZM75 119V120H76ZM205 119V118H204ZM21 120V119H20ZM61 120V119H60ZM64 120V122H65V120L66 119H63ZM103 120V119H102ZM203 120V119H202ZM16 122H17V120H15ZM15 121H14V125H12V127H14L15 125H16V123H15ZM39 121H41V120H39ZM39 121H38V123H39ZM47 121H48V123H49V120H46V124H48L47 123ZM92 122V124H93V126L95 127L94 129L96 130V128H97V130H99L100 128H103V130L101 131L102 132V134H100L99 136L101 137V136H103L102 138H97V136H95V140H97V142L98 141H100L101 139V141H105V139H107V142H102V144H105L106 143V145H108V150L111 148V147H113L114 146V143L113 142H115L114 140H120V138H118V137H120V136H118L117 138H115L117 135H120L121 134V132H124V131H122V130H120L121 132L119 133L118 131H115L114 132V130L113 131H110L109 130V128L111 127H109L108 129H106V130H104L105 128H107L106 126L105 127H102V126H104L107 122L105 121V119H104V121H101L98 117H97V115L95 116H93L92 117V115H89V116H87L85 119H84V123H83V126H84V128L86 129L85 130V132L88 130V132L90 131V128H92L93 126H90V123L89 122ZM199 121V120H198ZM201 121V120H200ZM6 122V121H5ZM13 122V121H12ZM18 122H21V121H19L18 120ZM17 122V123H18ZM102 122V123H101ZM103 122H104V125H102L103 124ZM106 122V123H105ZM130 122V121H129ZM140 122V121H139ZM157 122H159V121H157ZM248 122V121H247ZM7 124H5V125H7L8 127H9V130H7L4 134H5V136H6V138H5V140L6 139H8V140H6V141H8V142H6V143H8V145L10 146V144H11V147H12V145H13V147L15 146V148L16 147H18V146H16L17 144H15L16 142H14V139H15V137H17V135H18V132H16V130L14 129H10V126L8 125V122H6ZM23 123V122H22ZM137 123V122H136ZM194 123V122H193ZM245 123V122H244ZM250 123H251V121H250ZM254 123V122H253ZM252 123V124H253ZM257 123V124H256ZM255 124H253L254 126H258L257 128L256 127H252L253 129L254 128H256V129H258L260 126L258 125V122H256ZM260 123V122H259ZM10 124H12V123H10ZM20 124L21 123H19V125L17 124L16 126V128H20L21 129V127H18V126H20ZM24 125H25V123H23ZM23 124H21L22 125V129H24L23 127H24V125ZM32 124H35V123H32ZM32 124H29V125H32ZM44 124V123H43ZM58 124V123H57ZM80 124V123H79ZM146 124H148V123H146ZM164 124V123H163ZM184 124H186V123H184ZM195 124V123H194ZM241 124L243 125V122H241ZM248 124V123H247ZM4 124L2 125V127H4L5 126ZM48 125H50V124H48ZM52 126L53 125H55V124H51ZM50 125V126H51ZM62 125V124H61ZM106 125H109L108 123L106 124ZM156 125V124H155ZM167 125V124H166ZM197 125V124H196ZM238 125H239V123H238ZM264 125V124H263ZM51 126V127H52ZM56 126V125H55ZM81 126V125H80ZM150 126V125H149ZM176 126H179V125H176ZM246 126H249V127H251L250 126V124L249 125H246ZM2 127H0V130H2V132L3 131H5V129L4 128H2ZM7 127V128H8ZM30 127H33V129H35V128H37V127H41V125H39V126H30ZM30 127H28V128H30ZM43 127H47V126H45V125H43ZM49 127V126H48ZM47 127V128H48ZM51 127H49L50 129L49 130H52V131H55V133L56 132H59L61 129L60 128H58V127H61V126H56V128H58L57 130L58 131H56V129H55V127L53 126L52 128L53 129H51ZM156 127V126H155ZM158 127V126H157ZM157 127H156V129H157ZM196 127V126H195ZM235 127V126H234ZM2 128V129H1ZM5 128H6V126H5ZM6 128V129H7ZM153 128H154V125H153ZM179 128H181V126L179 127ZM246 128H248V127H246ZM4 129V130H3ZM20 129H19V131H20ZM25 129H27V125L25 126ZM60 129V130H59ZM72 129V128H71ZM93 129V130H94ZM110 129H112V128H110ZM142 129V128H141ZM249 129V128H248ZM261 129V128H260ZM30 130V129H29ZM49 130H47L45 133H49V134H52V131H50L49 132ZM69 130V129H68ZM92 130V131H93ZM96 130V131H97ZM108 130V131H107ZM153 130V129H152ZM252 130V129H251ZM255 130V129H254ZM37 131H38V133L40 134V136L42 137L45 133H44V130L43 129H38L37 128ZM37 131L35 132V134L37 133ZM74 131V130H73ZM72 131V132H73ZM91 131V132H92ZM95 131V132H96ZM109 131H110V133H109ZM127 131V130H126ZM136 131H138V130H135V131H132V128H131V131H129L130 132V135H128V134H121V135H126V136H131L130 138H131V140H132V138H134L135 136H137L138 134L137 133H133V132H136ZM144 131V130H143ZM154 131H156V130H154ZM165 131H168V130H165ZM165 131H162V132H164L165 133ZM234 131V130H233ZM259 131V130H258ZM83 132V131H82ZM94 132V131H93ZM92 132V134H94V135H96L95 134V132L93 133ZM104 132L105 133H107V138L106 137H104ZM131 132H132V134H131ZM145 132V131H144ZM144 132H140V134H141V136H143L144 134ZM151 132V131H150ZM19 133H21V131L19 132ZM28 133V132H27ZM80 134H82V139L84 138L83 136H84V134H88V133H81V131L79 132ZM96 133H99V132H96ZM117 135H116V134ZM159 133H160V131H159ZM218 133V132H217ZM254 133H256V134H258L257 132H254ZM254 133H252V134H254ZM23 134H26V133H22V134H20V135H23ZM35 134H33V135H35ZM49 134H46L47 136L49 135ZM54 134V133H53ZM79 134V135H80ZM110 136H109V135ZM113 134H115V135H113ZM137 134V135H136ZM143 134V135H142ZM146 135L148 134V133H145ZM151 134H152V132H151ZM148 134V135H150V136H148V137H145V135L143 136V138H141V136H137V137H135L134 138V142H133V140H132V142H130L128 139H127V142L129 141V143L131 144V143H133L132 145L133 146H135L136 148H134V151H133V147H132V150H130V153H131V151L133 152V154H135V155H137V153H134L135 151L136 152H138L137 151V148L138 149H142V151H144L145 152V154H146V156H144L143 155V157H145V159L140 155V153L138 154V155H140V157H142L145 161L147 160V159H149V161H150V159H151V164L148 166V169L149 168H151V166H153V163L154 164H156V160L154 159L155 157H157L156 159H158L159 160V162H157V163H159V166L158 167H155V169H158L162 164L161 163H166L165 161L164 162H160V160L162 161V160H164V159H166L165 158V156H167V158H169V159H173L175 156V158H176V160H181V159H183L186 163L187 162H189V163H195V161L196 160H198V161H208V160H211L212 159V161L213 162H218V163H220V162H222L223 164H226V166H227V168H228V170H227V173H228V175H226L225 177H227V179H225L224 180V185H226L225 183H227L228 185H227V187L229 186V185H231L230 187H228V189H226V190H229L231 187L233 188H235V192L233 191V192H231L232 190H229V194H232V193H235L234 195H238L239 193H242V192H244V191H248V192H250L252 195H254V196H257V197H262V196H264V166H261L262 164L264 165V163H262L261 161V163L259 164L260 166H255V165H258V163H256V164H254V162H253V157H256L255 155V152H253L252 150H251V147H249V148H246L247 147V145H248V143H249V141H246L247 142V144L245 145L244 144V147L242 148V150H238V148L237 147H239V145L237 146V144H231V145H234L235 147H236V149H234V148H231V147H233V146H231V145H229V146H231V147H229V146H227V144H225V141L226 140H224V142L222 143V142H218V143H216L217 142V140H216V144L214 143V142H211V141H213V140H211L210 142L212 143V146H209V148H206L205 146H207V145H205L206 143L204 142V144H203V142H202V146L203 145H205L204 147H201L200 149L199 148H196V150L195 151H191V150H194V148H192V146H190L189 145V147H188V145L186 146L184 143H183V145H181V146H178V143H180V142H178L177 143V141L175 140V139H171V137H170V139H169V137H168V135H167V133H166V136H165V134L163 135V136H159V138H157L156 136V138L154 137V135L152 134ZM169 134V133H168ZM224 134V133H223ZM251 134V133H250ZM251 134V135H252ZM261 134H264V132H262ZM20 135L17 137V138H19L20 137ZM78 134H77V132H76V135L75 136H77ZM111 135H113V138L111 137ZM132 135H135L134 137H132ZM161 135V134H160ZM243 135H245V134H243ZM249 135V134H248ZM258 135H260V134H258ZM24 136V135H23ZM46 136V137H47ZM53 136H55V134L54 135H51V138H50V136H48L47 138H50L49 140H51V139H54V138H52ZM64 136V135H63ZM165 136V137H164ZM170 136H172V135H170ZM212 136V135H211ZM224 136V135H223ZM37 138H38V135L36 136ZM46 137H44V140H45V138ZM145 137V138H144ZM161 137V138H160ZM255 137V136H254ZM253 137V138H254ZM256 137H258V136H256ZM260 137V136H259ZM262 137V136H261ZM264 137V136H263ZM4 138V137H3ZM21 138V137H20ZM109 138V139H108ZM123 138V137H122ZM127 138V137H126ZM174 138V137H173ZM190 138V137H189ZM208 138V137H207ZM249 139H250V137H248ZM252 138V140H254V142H256V144L254 143V142H250V144H252V145H250V146H253V144H255L256 145V147H257V149L258 148H260V147H264L263 145H264V140L262 139V138H260V140H258L257 138H256V140H258L259 142H262L263 141V145L262 144H260V145H262V146H260L259 144H258V142L255 140V139H253ZM34 139H36V138H34ZM40 139V138H39ZM60 139V138H59ZM73 139V138H72ZM90 139V138H89ZM91 139H94V137L93 138H91ZM90 139V140H91ZM99 139V140H98ZM104 139V140H103ZM111 139V140H110ZM210 139H212V138H210ZM214 139H215V137H214ZM248 139V140H249ZM17 140V142H18V139H16ZM20 140V139H19ZM43 140V141H44ZM48 140V141H49ZM68 140V139H67ZM80 139H78V141H79ZM86 140V139H85ZM94 140V141H95ZM108 140H110V141H108ZM239 140V139H238ZM240 140H242V139H240ZM244 140V139H243ZM32 141H34V140H32ZM47 140H46V142H48ZM75 141V140H74ZM82 141H84V140H82ZM124 142H125V138H124V140H123ZM208 141V140H207ZM233 141H235V140H233ZM233 141H231V142H233ZM63 142H65V141H63ZM66 142H68L69 143V141H66ZM65 142V143H66ZM80 143H82L81 141H79ZM108 142H112L111 144H112V146L108 143ZM201 142V141H200ZM228 142V141H227ZM226 142V143H227ZM230 142V141H229ZM241 142V141H240ZM239 142V143H240ZM10 143V144H9ZM49 143V142H48ZM51 144H50V146L52 145V142H50ZM76 143H78V142H76ZM76 143H70V144H72L71 146H73L74 147V145L73 144H76ZM95 143H96V141H95ZM100 143V142H99ZM119 143H121L120 141H119ZM192 143H194V142H191V144ZM236 143V142H235ZM238 143V144H239ZM245 143V142H244ZM44 144V143H43ZM102 144L100 145L102 148L104 147V145L102 146ZM123 144H125V143H123ZM182 144V143H181ZM190 144V143H189ZM197 144V143H196ZM207 144H210L209 142L207 143ZM1 145V144H0ZM7 145V146H8ZM44 145H47V143H45ZM76 145H80V144H76ZM96 145V144H95ZM109 145H110V147H109ZM116 145H119V144H117V142H115V146ZM121 145V144H120ZM126 145H128V143H126ZM180 145V144H179ZM193 146L195 145V143L194 144H192ZM198 146H201V144H197ZM196 145V146H197ZM211 145V144H210ZM254 145V146H255ZM6 146V151H9V150H7V149H11L10 151H9V153L7 152V155H5L4 153H1L2 154V156H0V158L1 157H3V154L5 155L3 158H5L4 160H2L3 158H1L0 159V165H2L3 163L5 164L6 162H8L6 159H7V157H10L11 159V161L13 160V158H14V156H12V155H10V154H13V153H15V152H17V150H15V148L13 149V148H9V146L7 147ZM94 146V145H93ZM123 146V145H122ZM131 146V145H130ZM196 146H194V147H196ZM197 146V147H198ZM243 146V143L241 144V146L240 147H242ZM45 148L44 149H46V147L47 146H44ZM66 147V146H65ZM68 147H70V146H68ZM80 147H81V145H80ZM80 147H75V149L76 148H78V149H80ZM99 149H98V148ZM125 147V146H124ZM171 147V148H170ZM190 147H191V150H190ZM208 147V146H207ZM240 147H239V149H240ZM40 148H42V146H40ZM71 148V150L72 151H74V153H75V149H72V147H70ZM81 148H83V147H81ZM93 148H95V147H93ZM92 148V149H93ZM96 148H97V152L99 151V153L100 152H102V151H106V150H101L100 151V147H99V145H96ZM114 148V147H113ZM173 149V152H175V153H173V152H171L170 151V149ZM245 148V149H244ZM39 149V148H38ZM44 149H41V152H42V150H44ZM78 149H76V151L78 150ZM105 149H107V147L105 148ZM136 149V150H135ZM198 149V150H197ZM13 150H14V152H13ZM67 150H69V149H67ZM82 150V149H81ZM91 149H89V150H87V151H89V152H91L92 153V151L94 152L95 151V149H93L92 151H90ZM2 151H4V149H2ZM2 151H0V152H2ZM13 153H12V152ZM33 151H36V150H33ZM70 151V150H69ZM68 151V152H69ZM87 151H85L84 150V152H86L87 153ZM139 151H141V150H139ZM37 153H39L38 151H36ZM78 152H81V151H78ZM6 153V152H5ZM17 153H19V152H17ZM35 153V152H34ZM63 153V152H62ZM62 153H61V155L60 154H58L60 157H62L63 155H62ZM66 153H67V151H66ZM65 153V154H66ZM69 153H72L71 151L69 152ZM83 153V152H82ZM82 153H79V154H81V156H85V155H83ZM86 153H84V154H86ZM129 153V152H128ZM64 154V155H65ZM89 154V153H88ZM171 154H174V155H172V157L173 158H170L171 156H169V155H171ZM14 155V154H13ZM36 155V154H35ZM34 154H33V157L35 156ZM40 155V154H39ZM38 155V156H39ZM71 156H74L75 155V157H76V155H78L77 153H75L74 155H73V153L72 154H70ZM69 155V156H70ZM91 155V154H90ZM111 154H109L108 156H109V158H107L104 154H103V158H104V156H105V158H107V159H110L112 156H110ZM128 155V154H127ZM130 155V154H129ZM129 155L127 156V157H129ZM135 155H134V157H135ZM163 155V156H162ZM12 156V157H11ZM67 158H71V157H69L68 156V153H67ZM97 156V155H96ZM159 156L160 157H163L162 159H160L159 158ZM64 157V156H63ZM78 157L80 158V159H77V158H75L77 161H74L72 158V160L74 161V162H77V164L76 165H79L80 163L79 162H82L81 161V158H83V157H80L79 155H78ZM102 157L100 156L99 158H101V160H102V163L103 162H105V160H103L102 159ZM125 157L126 156H124V159L123 160H121V158L119 157L118 159H113V158H111L110 159V163H108V165H110V164H112L111 163V160H113V161H116L115 163L116 164H113V166L111 165V168H110V166L108 167V170H110V171H107V172H109L108 174H109V176H110V172H113V173H115V174H117L118 173V175L119 174H123L124 175V173L126 174H128L129 173V171H130V169H132L133 167H131L130 168V165H129V167H127V165H124V164H127V162L128 163H132V166H135V165H133L134 163H133V161H134V159H136V162L138 161H140V160H137V158H139V157H132V159H133V161L132 162H130V160L129 159H127V162L126 163H124L123 161L125 160ZM16 158V159H15ZM15 158H14V160H17L18 161V159L17 158H19V157H16V155H15ZM86 158H88V156H86ZM98 158V157H97ZM117 158V157H116ZM129 158H131V157H129ZM174 158V159H175ZM21 159V160H20ZM19 159V161H18V166L19 167H22L21 169H23V171L24 172H26L27 173V171H25L24 170V168H26V169H29L30 170V164H33V163H27V162H29L28 160H30V161H32L31 159H25V158H23V159H25L27 162H26V164H25V162H22V158H20ZM85 159V158H84ZM242 159H247L248 160V162H247V160H244V165H242V163L239 165H237L236 163L239 161L240 162V160L242 161ZM59 160H60V158H59ZM79 160V161H78ZM88 160V159H87ZM144 160H142L141 162H143L144 163V165L145 164H147V163H145L144 162ZM155 160V161H154ZM3 161V162H2ZM35 161V160H34ZM34 161H32V162H34ZM61 161V160H60ZM73 161H72V163H73ZM85 161V160H84ZM97 161H99V160H97ZM112 161V162H113ZM117 161H120V162H123V164L122 163H119V162H117ZM126 161V160H125ZM170 162V160H167V162ZM172 161V160H171ZM13 162H16V161H12V162H9L8 164L10 165V163H13ZM36 162V161H35ZM109 162V161H108ZM168 162V163H169ZM2 163V164H1ZM17 163V162H16ZM45 163H46V161H45ZM55 163V162H54ZM57 163V162H56ZM79 163V164H78ZM98 163H101V162H98ZM168 163H166V165H168ZM184 163V162H183ZM3 164V165H4ZM36 166L34 165V167L35 168H33V167H31L33 170L34 169H37V167H39V166H41V163L39 164V163H37L36 162ZM38 164H39V166H38ZM49 164V163H48ZM73 164H75V163H73ZM140 164V165H139ZM208 164V163H207ZM76 165H73L74 166V168H76L77 170H79V168H77L76 167ZM82 165V164H81ZM92 165H94V164H92ZM137 166H139V167H144L140 162L138 163V164H136ZM157 165V164H156ZM155 165V166H156ZM187 165V164H186ZM185 165V166H186ZM190 165V164H189ZM193 165H195V164H193ZM198 165V164H197ZM214 165V164H213ZM242 165V166H241ZM42 166H44V165H42ZM41 166V167H42ZM46 167H47V165H45ZM94 166H96V165H94ZM98 166V165H97ZM192 166V165H191ZM2 167V168H1ZM0 167V171L1 170H3L4 169V167L3 166H1ZM5 167H8V165L7 164H5ZM41 167H40V170H41ZM46 167H44V168H46ZM50 167V166H49ZM48 167V168H49ZM51 167H53V166H51ZM79 167H81V166H79ZM107 167V166H106ZM139 167H136L135 166V168L136 169H139ZM146 168H147V166H145ZM162 168L163 167H165V166H161ZM205 167H207V166H205ZM65 168V167H64ZM130 168V169H129ZM190 168V166L186 169V171H188V169ZM74 170V169H72V170H74V173H72V174H76V171L77 170ZM134 169V168H133ZM135 169V170H136ZM143 169L145 170V171H143ZM148 169H145V168H142V170L141 171H139L138 172V170L136 171V172H138L137 174H142L143 172H144V175H147V173L146 172H148ZM152 169V168H151ZM192 168H190L189 170H191ZM28 170V171H29ZM32 170V171H33ZM38 171H35V173L37 172L38 174H39V172H42V171H39V169H37ZM45 170V171H44ZM47 170V168L46 169H43V172H47L46 174H44V175H46V177H47V175L48 174H50V173H48V171H46ZM83 170H85V169H83ZM152 170H154V169H152ZM30 172L29 171V173L27 174L29 177L31 176V177H33L32 175H34V174H31V175H29L30 173H33V172ZM70 173H71V171L70 170H68ZM93 171H95V170H93ZM132 171H134V170H132ZM132 171H131V173H129V174H131L130 176H132V175H134L135 174V171H134V173H132ZM149 171H151V170H149ZM156 171V170H155ZM161 171V170H160ZM179 170H177V172H178ZM217 171V170H216ZM215 171V172H216ZM222 171V170H221ZM15 172V171H14ZM18 172H20V171H18ZM95 172H97L98 173V171H95ZM99 172H101V171H99ZM102 172H104V171H102ZM152 172V171H151ZM52 173V172H51ZM69 173V174H70ZM92 173V172H91ZM97 173H95V174H97ZM105 174H107L106 172H104ZM113 173H111V174H113ZM21 174H22V172H21ZM25 174V173H24ZM24 174H22V175H24ZM68 174V173H67ZM67 174H63L64 176H71V174L70 175H67ZM85 174V173H84ZM93 175H91V176H94L93 178L97 181V182H99L98 181V179H103V180H105V178H106V176L105 177H103V178H96V177H100L98 174L97 175H94V173H92ZM104 174V175H105ZM107 174V175H108ZM136 174V175H137ZM157 174V173H156ZM12 175H16L15 173L14 174H12ZM18 175H19V173H18ZM17 175V176H18ZM27 175L25 174L24 176H19L18 177V179H21V178H24V180L26 179L25 178V176L27 177ZM35 175H37V174H35ZM51 175H53V174H51ZM100 175H103V173H101ZM103 175V176H104ZM136 175H134V176H132V178H134V179H131V177L128 175L127 177H129L128 178V182L130 183V182H132L133 180H137L139 177H137L136 178ZM143 175V176H144ZM151 175H153V172H152V174ZM61 175H59V177H60ZM64 176L62 177L63 179H61V180H58V179H60L59 177H54V178H57L56 180H57V184L58 183H72L73 182V180H71L72 178H76V180H74V183H72L71 185H65L66 187H69V189H70V193H72L71 195H70V198L72 197V199H73V195L74 194H76L75 195V197H77V199L75 200V199H73V200H75V202H77V200L79 199V198H81L83 195H81V194H83L84 193V191H85V189L84 188H88V184H86V183H88V182H90L93 178H90L91 180H89V181H87L86 180V182H84L85 184H83V186H85V185H87L86 187H83L82 186V189H80V187H81V185L79 184V182H78V180H77V177H70L71 179V181L70 182H66V181H64ZM73 176V175H72ZM96 176V177H95ZM113 176H115V175H113ZM125 176V175H124ZM142 176V175H141ZM143 176H142V179H143ZM149 176H150V174H149ZM148 176V177H149ZM30 177V178H31ZM110 177H112V176H110ZM110 177H108L105 181L106 182H104V185H108L109 183H108V181H110L111 180V178ZM117 177H119L120 178V176H116V178L114 179V180H116V182H114V183H116V184H118V180H117ZM126 177V176H125ZM125 177H122V179L123 180H125ZM144 177H146V176H144ZM30 178H28L29 180H31ZM35 178V177H34ZM110 179V180H109ZM147 179V178H146ZM145 179V180H146ZM155 179V178H154ZM222 179V178H221ZM6 180V179H5ZM17 180V179H16ZM16 180H14V181H12V182H14V184H16L15 183V181ZM24 180H19L18 182H21V181H23L24 182ZM43 180V179H42ZM67 180V179H66ZM114 180H111V182H113ZM121 180V179H120ZM119 180V181H120ZM129 180H131V181H129ZM135 180V181H136ZM141 180V179H140ZM139 179L137 180V181H140ZM8 181V180H7ZM28 181V180H27ZM27 181H25V184H26V182ZM58 181H61V182H58ZM80 181V180H79ZM85 181V180H84ZM17 182V183H18ZM81 182V181H80ZM83 182V181H82ZM100 182H103V181H101L100 180ZM128 182L127 183H125V184H127V185H129L128 184ZM134 182V181H133ZM158 182V181H157ZM217 182V181H216ZM231 182V183H230ZM37 183V182H36ZM105 183H107V184H105ZM230 183V184H229ZM19 184V186L21 185H23V183H18ZM18 184L17 185H15V186H17V188H19L18 187ZM116 184H111L110 186H112V187H116L117 188V186H120V185H116ZM120 184H122L123 185V183H122V181H121V183ZM133 184V183H132ZM137 184V183H136ZM232 184H233V186H232ZM3 185V184H2ZM104 185H103V187H104ZM114 185H116V186H114ZM160 185H162L161 183H160ZM221 185V184H220ZM4 186V185H3ZM8 186H11V188H13L12 186L13 185H8ZM20 186V187H21ZM44 186V185H43ZM54 186H57L58 187V185H54ZM62 186V184L60 185V187ZM109 185H108V187H110ZM133 186V185H132ZM6 187H7V185H6ZM26 188H27V186H25ZM64 187V186H63ZM91 187H93V186H91ZM101 187H102V185H101ZM107 187V188H108ZM111 187V188H112ZM128 187V186H127ZM220 187H222V186H220ZM21 188H24V186L23 187H21ZM21 188H19V189H21ZM52 188H53V186H52ZM98 188V187H97ZM105 188V187H104ZM111 188H109V189H106L105 188V191L104 192H106V191H112L111 190ZM116 188H115V190H113L112 191V193L113 192H115L116 191ZM120 188H125L124 187V185L122 186V187H120ZM19 189H16L17 191L19 190ZM25 189V188H24ZM55 189L56 188H54V190L52 191V192H54L55 191ZM61 189V188H60ZM99 189V188H98ZM102 189V188H101ZM130 189H132V188H130ZM5 190V189H4ZM6 190H7V188H6ZM10 190V189H9ZM59 190V189H58ZM80 190H82V191H80ZM87 190H89V189H87ZM103 190V189H102ZM118 191H121L122 189H117ZM125 190H127V192L125 191V194L126 193H128V192H130V190L128 191V188H126ZM214 190H216V189H214ZM218 190H219V188H218ZM17 191H15V192H17ZM77 191H80V194H77V193H79V192H77ZM95 191V190H94ZM93 190H92V192H94ZM97 191V190H96ZM98 191H101V190H98ZM109 191H108V193H109ZM118 191H116L115 193L116 194H118ZM23 192H25V191H23ZM22 192V193H23ZM51 192V195L53 194ZM77 192V193H76ZM82 192V193H81ZM91 192V191H90ZM49 193H50V191H49ZM100 193V192H99ZM107 193V194H108ZM224 193H225V191H224ZM223 192H221V194H224ZM227 193V192H226ZM225 193V194H226ZM85 194H87V193H85ZM100 194H102V193H100ZM106 194V195H107ZM114 194V193H113ZM192 194V193H191ZM228 193L226 194V195H229ZM9 195H11V194H8L7 196H9ZM35 195H36V197H37V195L39 196V195H43V196H46L47 195V193H46V195L45 194H36L35 193ZM50 195V196H51ZM80 195V197H78ZM88 195H90V194H88ZM92 195H93V193H92ZM120 195V197L122 198V195H124V194H119ZM169 195V194H168ZM172 195V194H171ZM18 196H20V195H18ZM42 196V197H43ZM47 196H49V195H47ZM99 197H100V195H98ZM197 196V195H196ZM94 197V195L93 196H91V197H89L90 199H92ZM99 197H97L99 200L101 199V198H99ZM110 197V196H109ZM192 197V196H191ZM194 197V196H193ZM221 197H222V195H221ZM4 198H8V197H4ZM39 198V197H38ZM41 198V197H40ZM61 198V197H60ZM96 198V197H95ZM102 198H103V196H102ZM111 198V197H110ZM41 199H43V198H41ZM66 199H69V198H66ZM107 199H108V195H107ZM107 199H101V202H104L105 203V201H107ZM114 199H117V198H115V195H114ZM140 199V198H139ZM217 199V198H216ZM16 201V198L14 197V199H13V201ZM48 200V199H47ZM73 200H71V202H70V204H73V205H75L74 204V201ZM81 200V199H80ZM93 200V199H92ZM46 201V200H45ZM44 201V202H45ZM73 201V202H72ZM81 201H84L83 200V198H82V200ZM86 201H88V197H87V199L84 201L85 203H86ZM91 201V200H90ZM97 200H95V203H97V205L98 204H100V207H101V209H102V206H101V203L98 201V202H96ZM114 201H116V200H114ZM80 202V201H79ZM79 202H77V204L76 205H78L79 204ZM58 203H59V201H58ZM64 203H68L67 204V206L69 205V202H67V201H65V202H63V204ZM108 203V202H107ZM107 203H105L106 205H107ZM114 202H112V204H113ZM83 204V203H82ZM112 204H110V205H112ZM99 206V205H98ZM103 206H104V204H103ZM80 207V206H79ZM111 207V206H110ZM124 207H128V206H124ZM256 207V206H255ZM60 208H62V207H60ZM67 208H70L71 209V207L69 206V207H67ZM105 208H107V207H105ZM120 209H117V210H122L121 209V207H119ZM69 209V210H70ZM64 211L66 210V212H68V210L67 209H63ZM72 210V209H71ZM92 210V209H91ZM60 210H58L57 212H59ZM100 211V210H99ZM102 211H104V212H106L105 211V209H102ZM101 211V212H102ZM160 211V210H159ZM169 211V210H168ZM8 212V211H7ZM47 212V211H46ZM55 212V211H54ZM71 212V211H70ZM70 212H68V213H66V214H68L69 215V213ZM154 213V212H153ZM213 213V212H212ZM56 214H58V213H56ZM156 214H157V212H156ZM218 214V213H217ZM225 214V213H224ZM62 215V214H61ZM244 214H242L239 218H233V220L235 219H239L238 220V222L236 223V224H234L233 225V227H232V236H230V237H228V238H224V237H222V233H221V231H219L218 229L220 228V226H221V224L220 223H222V222H220L219 220H217V219H220V218H218V217H215V218H217L216 219V221H215V218H210V219H213V220H208L207 218V221L205 220L204 222H202L203 221V219H201L202 221L201 222H195V220H194V222H192V223H194V224H190V222H188V224H186V222H184V221H182L183 223H185V224H183V226H181L180 224H178L177 222V225L176 226H174L173 224H172V221L170 222L172 225H169V226H172L173 228H172V230H173V238H174V240H173V242H171V244L172 245H176V250H175V248L173 247V249L175 250V252H173V253H176V256H177V258H178V261H176L178 264H209V259L210 258H213V259H215V260H217V262L219 263V264H264V238L261 236V234H260V232H259V227L258 226H255V224H252L251 222H250V220H249V218L247 217V216H243ZM62 216H64V215H62ZM62 216L60 217V218H62ZM67 216V215H66ZM70 216V215H69ZM102 216V215H101ZM55 217H57V216H55ZM54 217V219L56 220V218ZM65 217V216H64ZM63 217V218H64ZM130 217V216H129ZM235 217H238V216H235ZM77 218V217H76ZM205 218V217H204ZM106 219V218H105ZM223 219V218H222ZM230 219V218H229ZM61 220V219H60ZM107 220V219H106ZM138 220V219H137ZM152 220V219H151ZM221 220V219H220ZM228 220V219H227ZM226 219H225V221H227ZM156 221V220H155ZM179 221V220H178ZM200 221V220H199ZM225 221H223L224 223H225ZM41 222V221H40ZM52 221H50L49 223H51ZM60 222V221H59ZM151 222V221H150ZM220 222V223H219ZM54 223H56V222H54ZM261 223V222H260ZM3 224H5V223H3ZM37 224V223H36ZM48 224V223H47ZM169 224V223H168ZM1 225V224H0ZM6 225V224H5ZM56 225H57V223H56ZM164 225V224H163ZM4 226V225H3ZM18 226V225H17ZM42 226V225H41ZM44 226V225H43ZM46 226H48V225H46ZM51 226V225H50ZM168 226V225H167ZM168 226V227H169ZM9 227V226H8ZM21 227H24L23 225L22 226H19V227H16V231H17V228H19L20 230H21ZM27 227H29V226H27ZM122 227V226H121ZM167 227V228H168ZM125 228V227H124ZM127 228V227H126ZM140 228V227H139ZM7 231H6V230ZM4 229V233L5 232H7V233H9L8 231H10L11 232V229L10 230H8V228H5ZM26 230H27V228H25ZM30 229H33V226H32V228H30ZM40 229V228H39ZM38 229V230H39ZM135 229V228H134ZM137 229V228H136ZM142 229V228H141ZM141 229H138V231L137 230H135V231H137L138 233H140V231L139 230H141ZM0 230H1V234L3 233L2 232V227L0 228ZM24 230V229H23ZM33 230H35V229H33ZM32 230V231H33ZM37 229H36V231H38ZM108 231V230H107ZM133 231V230H132ZM144 231V230H143ZM198 231V232H197ZM19 232V231H18ZM17 232V233H18ZM23 232V231H22ZM22 232H21V234H22ZM27 234H24L25 235V238H26V235H30V233L29 232H27V231H25ZM24 232V233H25ZM145 232V231H144ZM148 232V231H147ZM11 233H13V230H12V232ZM16 232L14 231V233L13 234H15ZM20 233V232H19ZM36 233V232H35ZM108 233V232H107ZM224 233V232H223ZM32 235H31V237H33V235H35V234H33V233H31ZM123 234V233H122ZM144 234V233H143ZM143 234H141V236L142 237H144V235ZM230 234V233H229ZM9 235H12V234H9ZM18 235H20V234H18ZM24 235H22L23 237H24ZM28 235V236H29ZM133 236H132V238L134 239V237L135 238H137L134 234H132ZM145 235H146V233H145ZM150 235H151V233H150ZM3 235H1L0 237H2ZM6 236H8V235H6ZM6 236H4L5 237V239H6ZM105 236V235H104ZM147 236V235H146ZM9 237V236H8ZM13 236H11L10 238H12ZM15 237H17V236H15ZM23 237H21V239H19L18 240V242L20 241V240H22V238ZM58 237V236H57ZM62 237H63V235H62ZM150 237V236H149ZM164 237V236H163ZM14 238V237H13ZM17 238H20V237H17ZM54 238V237H53ZM66 238H69V237H64V238H60V242H62L63 241V239H65L66 240ZM74 238V237H73ZM73 238H70V239H72L71 241H73ZM187 238H196V240L198 241V242H195V243H198L197 244V246H195L194 248H193V252H190V253H185V251H184V248L182 247V243H184V241L187 239ZM2 239H4V238H2ZM9 239V238H8ZM8 239H6V240H8ZM24 239V238H23ZM31 240H30V242H28V240H29V237H28V239L26 240L27 242H25V241H22L23 243H31V241H32V238H30ZM52 239V238H51ZM51 239L49 240V241H51ZM55 239H58V238H56L55 237ZM131 239V238H130ZM150 239V238H149ZM0 240H1V238H0ZM15 240H17V239H15ZM62 240V241H61ZM142 240H143V238H142ZM144 240H146V238L144 239ZM2 241V240H1ZM5 241V240H4ZM129 241V240H128ZM128 241H126V243H128ZM134 241H137V240H135L134 239ZM133 241V243H135ZM174 241H175V244H173L174 243ZM60 242H58V243H60ZM74 242V241H73ZM143 241H141V243H142ZM7 243V242H6ZM68 243H70V242H68ZM118 243H120V242H118ZM124 243V242H123ZM125 243V244H126ZM130 243H131V240H130ZM129 243V244H130ZM194 243V244H195ZM32 244V243H31ZM31 244L29 245V247L31 246ZM36 244V243H35ZM73 244V243H72ZM117 244V243H116ZM124 244V245H125ZM218 244H220L221 246L220 247H217L218 246ZM10 245V244H9ZM13 246H15V244H12ZM26 245V244H25ZM33 245V244H32ZM60 245V244H59ZM69 246L71 245V243L70 244H68ZM74 245V244H73ZM73 245H71V246H73ZM110 245V244H109ZM115 245V244H114ZM119 245V244H118ZM123 245V246H124ZM134 245V244H133ZM170 245V244H169ZM115 246H117V245H115ZM164 246H166V245H164ZM37 246H35V248H36ZM67 247V246H66ZM63 248L64 250L66 249V250H68L67 248ZM130 248H131V246H129ZM162 247V246H161ZM159 248V249H162L163 250V248ZM214 247H217L215 250L213 249ZM32 248V247H31ZM34 248V249H35ZM73 248H75V246L73 247ZM124 248V247H123ZM140 248H142V247H140ZM146 248V247H145ZM55 249H57V248H55ZM62 249V250H63ZM144 249V248H143ZM152 249V248H151ZM158 249V248H157ZM27 250H29L28 249V247H27ZM142 250V249H141ZM149 250V249H148ZM162 250H160V251H162ZM172 250V249H171ZM30 251V250H29ZM125 251H127V249H125ZM145 250H142V252H144ZM158 251V250H157ZM159 251V252H160ZM164 251V250H163ZM170 251V250H169ZM173 251V250H172ZM26 251H24L23 250V255L24 254H26L25 253ZM31 252H32V254H33V250H31ZM68 252V251H67ZM113 252V251H112ZM142 252L141 253H139V256L140 255H143V257L144 256H146V255H144V254H142ZM149 251H147V253H148ZM28 253H30V252H28ZM62 252H60L59 251V253H58V255L59 254H61ZM64 254H66L67 255V253L66 252H63ZM68 253H70L69 254V256L71 255V252H68ZM145 253V252H144ZM163 253H165V252H163ZM168 253H170V252H168ZM63 254V255H64ZM90 254V253H89ZM151 254V253H150ZM149 254V255H150ZM160 254V253H159ZM15 255H17V254H15ZM65 255V256H66ZM20 257L21 256V252H20V254L19 255H17L16 257ZM28 257H30V256H32L31 254L29 255H27ZM26 256V257H27ZM64 256V257H65ZM74 256V255H73ZM84 256V255H83ZM99 256V255H98ZM15 257V256H14ZM18 257V260H17V262H21V260L20 259H22V258H25V257H23L22 256V258H19ZM100 257V256H99ZM141 257V256H140ZM163 257V256H162ZM67 258V257H66ZM101 258V257H100ZM110 258V257H109ZM113 258H116V257H113ZM112 258V259H113ZM248 258H250V260H251V262H248L247 260H248ZM65 259V258H64ZM163 259H165V257L163 258ZM8 261L10 260V259H7ZM11 260H14L13 258L11 259ZM10 260V261H11ZM20 260V261H19ZM34 259L32 258V259H27V260H23L22 259V261L23 262H21V264L22 263H24V264H36V262H34L33 261ZM62 260H63V258H62ZM69 260V259H68ZM156 259H154V261H155ZM166 260V259H165ZM4 261V260H3ZM6 261V260H5ZM5 261L3 262V264L5 263ZM16 260H14V262H15ZM65 260H63L61 263H65L64 262ZM113 261H114V259H113ZM113 261H111V262H109L110 264L113 262ZM2 261L0 260V264H2L1 263ZM12 262V261H11ZM52 263H47V264H55V262H53V261H51ZM9 263V262H8ZM7 263V264H8ZM16 263V262H15ZM104 263V262H103ZM109 263H106V264H109ZM115 263H116V261H115ZM147 263H150V262H147ZM14 264V263H13ZM98 264H101V263H98ZM114 264V263H113ZM119 264V263H118ZM133 264V263H132ZM153 264V263H152ZM172 264V263H171Z\"/></svg>",
    "mask_w": 264,
    "mask_h": 264
}]
</instances>
